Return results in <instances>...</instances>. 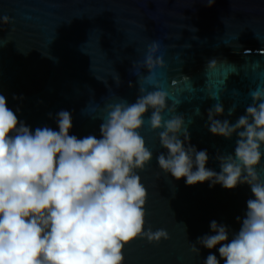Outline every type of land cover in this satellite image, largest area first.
Segmentation results:
<instances>
[{"label": "water", "instance_id": "obj_1", "mask_svg": "<svg viewBox=\"0 0 264 264\" xmlns=\"http://www.w3.org/2000/svg\"><path fill=\"white\" fill-rule=\"evenodd\" d=\"M0 16L12 21L0 22V94L33 131H58L57 113L66 110L70 135L99 138L106 105L134 103L139 87L153 90L138 79L148 75L139 65L156 41L165 67L155 70L154 81L168 92L169 106L176 104V113L165 111L164 118L183 116L186 145L206 150V167L219 172L216 157L234 154L237 136L213 135L208 110L221 104L224 114L215 118L235 123L252 103L250 91L264 88V0H216L211 7L202 0H0ZM151 111L140 130L153 153L138 170L148 192L145 230L164 228L170 238L158 244L133 239L124 247V264H204L210 251L220 259L219 245L209 250L197 238L213 234L215 220L228 227L230 241L240 228L236 218L254 199L250 187L189 186L163 173L156 157L167 150L159 142L162 129H150Z\"/></svg>", "mask_w": 264, "mask_h": 264}, {"label": "clouds", "instance_id": "obj_2", "mask_svg": "<svg viewBox=\"0 0 264 264\" xmlns=\"http://www.w3.org/2000/svg\"><path fill=\"white\" fill-rule=\"evenodd\" d=\"M202 2L211 7L216 0ZM0 22L12 21L0 16ZM159 50L158 42L150 43L139 65L148 75L138 83L153 90L139 87L134 103L121 99L106 105L99 138L70 135L72 117L66 110L57 113L58 131L47 126L33 131L0 94V264H124V247L133 239L158 244L170 238L164 228L145 230L148 192L138 170L153 158L140 134L149 109L150 129H162L159 142L167 150L156 157L163 173L189 186L247 184L254 196L244 216L236 218L240 228L230 241L228 227L213 220V234L198 237L197 244L209 250L219 245L224 264H264V170L258 171L264 156V88L250 91L252 103L235 123L215 118L224 114L221 104L208 110L213 135L237 136L234 154L217 155L216 172L206 167V150L186 145L184 117L164 118L165 111L176 113V104L169 106L168 92L154 81L155 70L165 67ZM190 251L200 254L196 244L190 243ZM220 259L210 251L204 264H220Z\"/></svg>", "mask_w": 264, "mask_h": 264}]
</instances>
